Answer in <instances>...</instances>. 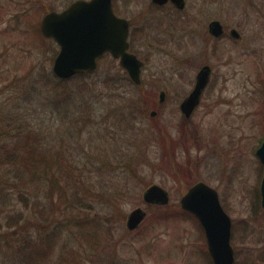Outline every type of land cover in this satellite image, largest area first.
I'll return each mask as SVG.
<instances>
[{"label":"rangeland","instance_id":"rangeland-1","mask_svg":"<svg viewBox=\"0 0 264 264\" xmlns=\"http://www.w3.org/2000/svg\"><path fill=\"white\" fill-rule=\"evenodd\" d=\"M71 1L0 0V179L14 174L7 154L19 148L18 137L33 132L29 142L70 146L96 193L83 201L89 208L56 195L44 220L40 207H31L42 195L32 191L24 201L0 186V264H208L202 227L176 213L180 197L200 180L216 189L231 218L234 264H264L255 158L264 138V0H186L182 10L115 0L132 28L142 27L130 35L144 60L141 87L111 55L92 72L68 79L53 73L58 45L39 24L45 12ZM211 19L225 27L219 40L209 37ZM231 27L239 38L229 36ZM205 62L215 66L216 84L185 118L179 102ZM162 89L165 101L156 108ZM152 183L168 190V204L143 201ZM137 206L147 214L129 230L126 216ZM70 217L89 225H67Z\"/></svg>","mask_w":264,"mask_h":264},{"label":"water","instance_id":"water-1","mask_svg":"<svg viewBox=\"0 0 264 264\" xmlns=\"http://www.w3.org/2000/svg\"><path fill=\"white\" fill-rule=\"evenodd\" d=\"M162 4L167 0H152ZM178 8L183 0H171ZM41 33L54 40L58 51L53 58L52 71L60 79H68L92 70L97 66V58L108 51L119 59L120 65L129 77L140 82L143 62L128 51L129 23L115 15L111 0H73L61 10H49L40 20ZM210 34L218 36L223 32L221 23L214 19L208 25ZM233 38L239 37L232 28ZM208 65L200 67L191 92L180 104L185 117H189L198 105L202 89L208 78ZM162 95V93H161ZM155 111L151 112L154 115ZM263 166L260 182L261 207L264 208V140L257 149ZM142 199L146 204L165 205L169 202L168 191L157 183L147 186ZM181 209L192 213L203 228L206 249L212 264H234L235 252L231 244L232 221L223 208L218 192L208 183L200 180L192 184L179 199ZM146 210L140 206L133 208L126 217V227L135 229L145 218Z\"/></svg>","mask_w":264,"mask_h":264},{"label":"trees","instance_id":"trees-1","mask_svg":"<svg viewBox=\"0 0 264 264\" xmlns=\"http://www.w3.org/2000/svg\"><path fill=\"white\" fill-rule=\"evenodd\" d=\"M88 72L89 71H87V73ZM90 72H92V70H90ZM62 102H65V100H62ZM140 102L139 105H141ZM130 108L132 110L133 107ZM65 114L68 116L67 112H65ZM31 133H28V135L25 134V137L20 135L17 142L19 148L7 154V156L12 157V161H10L9 164L14 174L8 176V173L4 172V175L0 179V186H7L20 197V200L24 201L31 197L30 192L32 191L36 192V196L42 195L46 202L43 203V201L42 204L33 201L31 207L32 210H34L38 205L40 207L39 211L41 217L44 220H47V215H49L46 209L48 208V203L51 201L54 202L56 195L58 202H60V200L61 202L64 201L67 194L72 195V198L76 199V202L77 199L82 201L78 203L79 207L89 208L90 205L88 202L85 204L83 201H87L90 198L93 199L96 193L94 191V183L89 176V171L87 172L83 167H79L78 162H76L69 148L70 146H67L66 150L59 147L58 149H50L45 146L46 144L44 142H35V138L33 139L34 142H29ZM109 198L110 197H106L107 203L113 206L115 202ZM176 213H181L185 217H191L197 221L195 216L190 212L182 210ZM165 217H162V219ZM88 221L96 226V222L93 219ZM67 225H78V228L81 229L88 226L89 222H85L84 219L73 220L70 217L67 219ZM87 233L93 235L94 232L89 231ZM206 254L208 264H212L207 251Z\"/></svg>","mask_w":264,"mask_h":264},{"label":"flooded vegetation","instance_id":"flooded-vegetation-1","mask_svg":"<svg viewBox=\"0 0 264 264\" xmlns=\"http://www.w3.org/2000/svg\"><path fill=\"white\" fill-rule=\"evenodd\" d=\"M150 2H149V7H151L152 9H155V10H157V9H160V8H163L164 6H166V5H168V4H170L171 6H173L174 8H176L177 10H182L185 6H186V0H183V2H184V6L182 7V8H178V6L175 4V3H173L171 0H167L166 2H164V3H162V4H159V3H156V2H153L152 0H149ZM70 3V2H69ZM111 4H112V9H113V12L115 13V15H117L118 17H122V18H124V19H126L127 21H128V23H129V33H128V44H129V46H128V51H130V52H132V53H134L142 62H143V64H142V66H141V70H140V82L139 83H135L130 77H129V75L127 74V72H126V70H125V72H126V74H127V76H128V79L132 82V83H134L137 87H141V86H143V83H142V81H143V79H142V72H143V66H144V60L137 54V52H136V50L132 47V44H131V40H130V35H133L134 33H136V34H140L141 32H142V27H140V26H138V27H133L132 28V24H133V20H131V18L129 17V15L128 14H125L122 10H120L118 7H117V5H115V0H111ZM67 6V5H66ZM65 6V7H66ZM64 7V8H65ZM63 9V8H62ZM212 20H214V19H211V20H209V22H208V24H207V31H208V34H209V37H211L212 39H214V40H219L221 37H223L224 36V33H225V27H224V25L218 20V19H216V20H218L220 23H221V25H222V28H223V32L220 34V35H218V36H214V35H212V34H210V32H209V30H208V25H209V23H210V21H212ZM232 28H234V27H231L229 30H228V34H229V36L230 37H232L231 36V34H230V30L232 29ZM236 29V28H235ZM238 31V30H237ZM239 37H240V33H239ZM238 37V38H239ZM104 55H111V53L110 52H108V51H106V52H104V53H102L98 58H97V65H98V63H99V60L104 56ZM112 56V55H111ZM113 57V56H112ZM113 58H115V57H113ZM115 59H117L118 60V62H119V59L118 58H115ZM204 65H208L209 66V68H208V78H207V81H206V84H205V86H204V88L202 89V92H201V95H200V98H201V96H202V94L203 93H205V94H208L209 92H210V87L212 86V84L214 83V76H215V66H213V64H211V63H209V62H205V63H203L200 67H202V66H204ZM97 67V66H96ZM200 67L197 69V71H196V73H195V75H194V83H193V86H192V88L190 89V91L181 99V101L179 102V105H178V107H179V110H180V113L184 116V114L182 113V111H181V109H180V104H181V102L184 100V98L191 92V90L193 89V87H194V85H195V82H196V76H197V73H198V71H199V69H200ZM216 83H214L213 85H215ZM161 93H162V95H161ZM165 96H166V91L165 90H160L159 91V93H158V99L157 100H155L156 102H157V105H156V108H160L161 106H162V104L164 103V101H165ZM199 102H200V99H199ZM199 102H198V104H199ZM198 106V105H197ZM196 106V107H197ZM196 107L194 108V110L196 109ZM194 110H193V112H194ZM152 111H155V113H154V115H156L157 114V110L156 109H153V110H151V112ZM151 112H150V115H151ZM193 112L191 113V115L193 114ZM154 115H151V116H154ZM191 115L189 116V117H191ZM185 117V116H184ZM185 118H188V117H185ZM264 140V138L261 140V142L258 144V146H256V148H255V154H256V156H255V158H256V160L258 161H256L257 162V164L259 165L258 166V170H259V179H260V182H261V179H262V176H263V166H262V164H261V162H260V159H259V156H258V154H257V149L259 148V146H260V144L262 143V141ZM197 182V181H196ZM195 182H193L192 184H194ZM191 184V185H192ZM191 185H189V187L191 186ZM188 187V188H189ZM187 188V189H188ZM168 191V190H167ZM169 193V192H168ZM256 197H258L259 199H260V201H261V195H260V185H259V191H256ZM169 203V202H168ZM167 203V204H168ZM166 205V204H165ZM260 206H261V202H260ZM262 208V207H261ZM264 209V208H263ZM146 214H147V212H146ZM127 217V216H126Z\"/></svg>","mask_w":264,"mask_h":264}]
</instances>
